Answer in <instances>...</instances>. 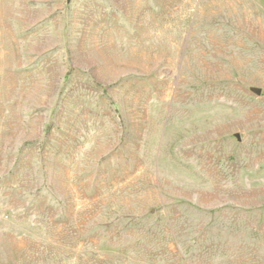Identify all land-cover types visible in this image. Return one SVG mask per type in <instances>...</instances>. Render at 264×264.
<instances>
[{"label": "rangeland", "instance_id": "1", "mask_svg": "<svg viewBox=\"0 0 264 264\" xmlns=\"http://www.w3.org/2000/svg\"><path fill=\"white\" fill-rule=\"evenodd\" d=\"M0 264H264V0H0Z\"/></svg>", "mask_w": 264, "mask_h": 264}]
</instances>
